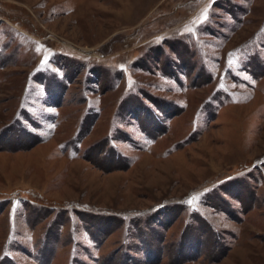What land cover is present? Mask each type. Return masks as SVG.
Here are the masks:
<instances>
[{
  "label": "rangeland",
  "instance_id": "1",
  "mask_svg": "<svg viewBox=\"0 0 264 264\" xmlns=\"http://www.w3.org/2000/svg\"><path fill=\"white\" fill-rule=\"evenodd\" d=\"M0 264H264V0H0Z\"/></svg>",
  "mask_w": 264,
  "mask_h": 264
}]
</instances>
